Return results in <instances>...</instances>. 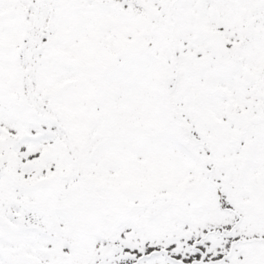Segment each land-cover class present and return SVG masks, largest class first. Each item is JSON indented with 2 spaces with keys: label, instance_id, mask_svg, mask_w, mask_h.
Wrapping results in <instances>:
<instances>
[{
  "label": "snow or ice",
  "instance_id": "snow-or-ice-1",
  "mask_svg": "<svg viewBox=\"0 0 264 264\" xmlns=\"http://www.w3.org/2000/svg\"><path fill=\"white\" fill-rule=\"evenodd\" d=\"M0 264H264V0H0Z\"/></svg>",
  "mask_w": 264,
  "mask_h": 264
}]
</instances>
